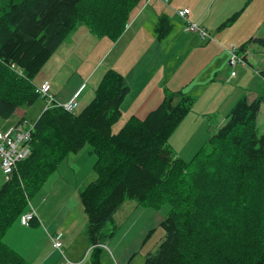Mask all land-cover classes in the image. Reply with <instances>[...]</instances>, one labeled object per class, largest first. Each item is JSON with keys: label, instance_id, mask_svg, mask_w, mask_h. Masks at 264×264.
<instances>
[{"label": "trees", "instance_id": "1", "mask_svg": "<svg viewBox=\"0 0 264 264\" xmlns=\"http://www.w3.org/2000/svg\"><path fill=\"white\" fill-rule=\"evenodd\" d=\"M140 1L2 0L0 118L7 120L19 104L40 98L35 93L40 85L31 84L32 79L77 23L85 22L96 36L117 34ZM171 29L162 15L157 37L166 38ZM258 42L264 45V36ZM258 73L264 80V69ZM128 92L123 77L108 70L83 110L48 108L31 125L30 155L0 187V264H29L3 238L27 211L28 199L44 192L59 164L86 145L96 158L95 180L79 193L91 264H100L99 247L116 231L114 216L126 201L166 210L159 225L164 239L143 264H264V132H239L256 121L264 87L251 102L238 100L223 126L188 162L168 140L193 97L164 90L154 110L143 119L130 117L112 134ZM108 224L111 234L105 233Z\"/></svg>", "mask_w": 264, "mask_h": 264}, {"label": "rangeland", "instance_id": "2", "mask_svg": "<svg viewBox=\"0 0 264 264\" xmlns=\"http://www.w3.org/2000/svg\"><path fill=\"white\" fill-rule=\"evenodd\" d=\"M1 1L2 0H0V2ZM146 1L147 0H141L138 7L136 9L135 7L133 8L129 14L130 18H128L125 29L117 34L96 36L88 30L85 26V22L82 21L77 23L60 45L58 58L59 55L61 58V53L64 56L62 59H66V61L72 56V69L75 68L78 63H81L82 66L86 65V67L94 66L95 69H98L101 79L108 70L118 71L130 77L128 84L130 89L128 94L131 90V99L129 103H122L121 117L111 125L112 134L119 132L129 120L131 113L130 110L126 113V110L134 96H141L145 79L148 83L152 82L153 84H155L157 80L160 81L161 84H163L162 89H164V78H179L184 89L183 91H178H182L193 97L194 102L190 111L172 131L168 144L178 157L188 162L193 160L197 155L196 153L206 146L209 138L217 133L223 126L228 112L238 100L244 98L247 102H251L264 87V80L258 73L261 69H264V45L258 42V39L264 36V0H216L214 5V0H168V2L165 3L167 6H164V10L169 16L170 21H168L170 25L175 23L176 26H181L182 21V23L184 22L187 26L186 21L177 14V11L182 10L181 8L186 6L191 9L194 8L192 11L194 17L192 16L189 19L188 15L189 21H198L199 25L207 28V32L211 34L212 38L207 40H211L210 43L217 48L215 49L212 46L207 53L199 57L204 66V71L198 70L197 67L195 71H193L192 67L188 65V57H191L188 53L180 57L183 62L177 70L176 65H174L173 69L170 67L166 69L164 63L162 64L161 61L158 62L159 66L153 69L157 59L164 58V56L171 53L173 49L177 52V45H173V40H169L171 45L167 46V40L165 38L159 39L157 37V33L155 32L157 23L153 31H151V25L154 22V19L151 20V14L154 18L155 12L161 6L151 1L150 4L143 9L145 3L148 4ZM221 4L226 7L225 11L229 13L222 15L221 19L223 21L225 20L223 23L229 20L225 25L222 22H217V16H214L215 8L217 6L220 7ZM210 8L211 13L209 12L210 15L207 19L205 18L206 20L203 19L204 14L202 17L195 18L196 13L201 9L204 13ZM159 18L157 20H159ZM207 21H209L210 27L205 25ZM182 29L184 30L185 26ZM186 34L189 37H195L194 35H196L190 32ZM196 37L198 36L196 35ZM160 43H162L161 45H163V48L168 53H165L160 48H156V46L160 47ZM231 45L238 50V54L243 58L232 68L231 72H234L235 75L231 83L217 84L215 83L217 80H212L216 76L214 74L220 72L223 67H226V69L232 67L229 63L230 51L232 50ZM222 50L226 53L225 56L222 54ZM117 51V58L112 60ZM146 54L147 57L141 61V56ZM155 57H157V59L153 62ZM200 63L201 62H198L197 66L200 65ZM61 66V59H57V62L51 61L49 65H46L45 68L32 79L31 84H36L44 79L50 78L51 74ZM169 72L175 74L170 75ZM213 72L215 73L212 75ZM155 73L156 78L154 76ZM100 81L94 88L90 85H86L85 89L92 90L93 95H95V90ZM152 83L150 84L152 88L148 91L146 97L141 98L142 102L139 106H143L146 101H149L154 92L157 94L159 92L160 97L153 104H157L163 99L164 91L162 94L160 90H157L156 85H152ZM187 83H189L188 87H186ZM161 84L158 83V86H161ZM164 90L174 91V89L166 88ZM54 99L57 101L55 97ZM138 102L139 99H136V104H138ZM45 108V100L42 98H35L30 105L19 104L12 116L16 118H21L22 116L24 118L23 124L25 129H27L36 122ZM82 109L83 108L79 107L75 112H80ZM209 109H215L214 114H211ZM144 111H140L142 113V119L147 115V113L144 114ZM253 130H257L258 136L264 132V103L261 105L256 121L246 128L239 129V132L241 133L243 131L241 134H244ZM78 153L84 155V157L88 156V154L91 153V147L86 145ZM91 156L92 160L95 162V156L93 154H91ZM70 157L73 159L75 155H71ZM65 163L66 160H63L59 164V169H61ZM43 193L42 190L39 194L30 197L29 203L37 206L38 201L45 197L46 192L45 194ZM142 206L138 205L135 201H126L124 207L118 211V216H115L116 231L99 247L98 257L100 264H143L146 254L155 252L158 245L164 239L163 230L159 225L165 218L166 210L162 208L158 211L152 209L151 213L148 214V210L146 208V210H143L144 206ZM165 207L168 209V206ZM80 209L83 216H85L81 204ZM75 217L76 215L72 219ZM197 217H200V214ZM154 218H157L158 221H155ZM72 219H65L64 222H61L63 228L69 223V233L73 230V227L76 232V224L79 218L76 217L73 221V227L70 226V220ZM205 219H208V216H204V220ZM17 223L21 225L20 217L11 228L13 229L11 233L12 243H14V236L19 230ZM59 224L57 226H59ZM86 224L87 221L85 222V227ZM147 224L150 229L143 236L141 235V231ZM112 229V226L108 224L105 228V233L111 234L113 232ZM42 230H44L43 227ZM57 233L62 234L55 235ZM67 234L68 232L64 233L61 229L53 232V235H55L54 237L59 236L60 240L62 235L63 239H65ZM35 238L39 241L34 243V250H31V252L37 258V261L31 260V262L38 264L49 254L50 249L47 248L46 243L41 239L39 232H36ZM7 241L8 238L4 236L3 242L7 243ZM46 241L50 245V240L47 236ZM139 243H141L139 249L125 260L128 248L133 251ZM16 246L22 249V245ZM81 249L82 246L79 243H76L72 250L69 249L71 254L68 253L67 249H63L62 251H64L66 257L62 259L61 264H91L92 246L90 245L88 249H86L85 254L84 252L82 253ZM80 254H82L80 257L82 258L81 261L74 262L73 257ZM23 259L29 264H32L25 258ZM207 259L209 258L205 257L204 261ZM67 261L69 263H67ZM204 264H210V262L206 261Z\"/></svg>", "mask_w": 264, "mask_h": 264}, {"label": "crops", "instance_id": "3", "mask_svg": "<svg viewBox=\"0 0 264 264\" xmlns=\"http://www.w3.org/2000/svg\"><path fill=\"white\" fill-rule=\"evenodd\" d=\"M152 1H154L156 4H159L161 7L159 9H157V11L155 12L154 18L151 14V20L154 19V22L151 25V31H153V28L158 21L157 19L161 15L166 14L167 16L166 15L165 16L169 20V16L164 10V6H167V5H165L164 3H162L161 1H158V0H152ZM215 1L216 0H214L213 5L215 4ZM146 2L148 4L145 3L143 9H145L150 4L151 1L148 2V0H147ZM187 8L190 11V14H189V19H190L192 16L194 17V15L192 13L194 8L191 9L190 7L184 6L181 9H187ZM211 8L207 12L205 11L204 13L201 9L198 13H196L195 18L202 17V15L204 14L203 19H205V18L207 19V17H209V15L211 13V11H210ZM218 8H219V10H218ZM225 9H226V7L222 4L220 5V7L217 6L215 8L214 16H217L216 17L217 22L223 23L225 21V20L223 21L221 19L222 15L229 14L225 11ZM238 9H240V8H238ZM157 13H158V15H157ZM207 14H208V16H207ZM228 17H230V16H228ZM183 23L181 21V24H182L181 26H176L175 23L171 24L172 29H171L170 33L168 34V36L165 38L167 40V46L171 45V42H169V40H173V45H177V47H176L177 52H175V50L173 49V51L169 54H166L164 56V58L157 59V57H155L153 62H155L156 59H157V61H156L153 69L157 68L159 66L158 62L161 61L162 64L164 63V66L166 69H168V67L173 69L174 65H176V70H177L183 62V60L180 57H182L188 53L191 55L190 58L188 57V65H190L192 67L193 71H195L196 67L198 70L204 71V66H203L202 61L200 60L199 57L203 56L204 53H207L212 46L215 49L217 47H215L212 43H210L211 40L201 41L199 37H196V35H194L195 37L187 36L186 33H188V32L186 31V25H185V23L183 25ZM197 23L199 24L198 21H197ZM205 25L207 27H210L209 21H207ZM184 26H185V29L183 30L182 28H184ZM202 27L205 28L204 26H202ZM205 29H207V28H205ZM211 38H212V36H211ZM94 40H96V39H94ZM158 42H162V41H158ZM161 44L162 43L159 44L160 47L156 46V48H160L165 53H168V52H166V50L163 48V45H161ZM206 45H208V46H206ZM60 47L61 46H59V48L55 52L54 56L47 62L46 65H49L51 61L57 62V59H59V60L61 59L62 66L59 67L58 69H56V71H54L51 74L50 78L44 79L43 81H40V82L36 83L35 85H41L44 81H48L50 86H51V93L54 95L53 97H55L56 100L58 101V102L57 101H55V102L60 103V104L68 102L73 97V95H75V93L78 92L77 99H76V102H77V108L76 109H78L79 107L84 109V107L88 103H90V101L94 97L93 91L90 89H85V86L90 85L91 87L94 88L95 85H97L101 79L100 73L98 72L97 68H96L97 70L95 69L94 66H92V67L87 66L86 67V65L82 66L81 63H78L75 66V68L72 69V65H71L72 64V61H71L72 56L70 58H68V60L66 61V59H62V57H64V56L61 53V58H60V55L58 58V52H59ZM221 52L224 56L226 55V53L223 50ZM117 53H118V51L116 52V54L114 55L112 60L117 58V55H118ZM146 57H147V54L142 55L141 61H143ZM185 58H187V57H185ZM198 62H201V63H200V65L197 66ZM45 66H44V68H45ZM107 69H109V68H107ZM110 69H112V68H110ZM261 70H263V69H261ZM230 72H231L230 68L226 69V67H223L220 70V72H218V73L213 72L212 73V75L214 73H215L214 75H216L214 77V79H212V80H217V81H215V83H217V84H220V83L229 84V83H231V80H233V78H234V77L233 78L229 77ZM118 74H120L123 77L125 83L128 86L130 77L125 75V74H122L120 72H118ZM169 74L174 75L175 73L169 72ZM154 76L156 78V73L154 74ZM151 83L152 82L148 83L147 80L145 79L144 80V88L142 89L141 96H134L132 98V102H130L128 109L126 110V113L128 112V110H130V113H131L130 117H136L138 119H142L141 118L142 113L140 111L145 110L144 114L145 113L148 114L149 111L154 110L158 106V104L160 103L161 100L157 104H153L160 97L159 92H158V94L154 92L152 98L149 101H146V103L143 106H139L140 103L142 102L141 98L146 97L148 94V91L152 88V86L150 85ZM158 83L161 84V82L157 80L156 83L155 84L152 83V85H156L157 90H160L162 92V94H163V91L165 88L166 89H174V91H178V90L183 91V89H184V87L181 85L179 78H176V79L174 77L164 78V83H165L164 89H162L163 84H161V86H158ZM188 84L189 83L186 84V87H188ZM130 93H131V90H130ZM130 93L125 97L123 104H124V102L129 103V101L131 99ZM136 99L137 100L139 99L138 104H136ZM123 104H122V106H123ZM149 105H151V106H149ZM136 106H137V111H136ZM209 112L211 114L212 113L214 114L215 109H209ZM20 121H24V118L22 116H21V118H16L14 116H11L7 120L0 118V131L4 132L7 129H9L10 127H15L16 125H18V123H20ZM73 155H75V157L73 159L70 156L67 159H65L66 163L61 167V169H59V166H58L56 172L50 177L49 181L47 182V184L44 187V193L43 194H45V192H46L45 197L38 201L37 206L31 204L33 209L36 212V218L33 220V222L30 224V226H28V227L21 226L19 223H17L18 224L17 227L19 228V230L17 231V233L14 236V243L11 242V237H12L11 233L13 232V229H10L7 232V234L5 235V238H8V241H7L8 244L6 243L8 245V247L11 248L18 255H21L23 258H25L27 261H29L32 264H34V263L31 262V260L37 261V258L31 252V250H34V245H35L34 243L39 241L38 239L35 238L36 232L40 233L41 239L44 240V242L47 245V248L50 249L49 254L46 255L41 260V262H39L38 264H61L62 259H64V257H66L64 254V251H62L63 249H67L68 253L71 254L69 249L72 250L74 245L76 243L77 244L79 243L82 246V249H81L82 253L84 252V254H85L86 249H88V247L90 246L89 241L86 237V227H85L86 219H85V216H83V213H81V209H80L79 193L91 181L95 180V173L93 170L94 161L92 160L91 153H89L88 156H85V157H84V155H80L79 153H76ZM4 182H5V176L0 172V187L4 184ZM76 193H77V195H76ZM123 207H124V204L122 205V207L119 210H121ZM134 209H136V208H134ZM143 210H146V209L143 208ZM147 210H148V214L151 213V210H149V209H147ZM118 211L115 214V216H118ZM75 215L77 218H79L78 223L76 224L77 225L76 232H75L74 227H73V221L76 219V217L74 219H72ZM115 216H114V222H115ZM65 219H67V220L72 219V220H70V226L73 227L72 228L73 230L70 233L68 231V229H69L68 224L69 223H67V225L64 228L62 226L61 222H64ZM154 220L158 221L157 218H154ZM59 223H61V224H59ZM58 224H59V226H57ZM115 224H116V222H115ZM42 227L44 228V230H42ZM58 229H61V231L64 233L68 232L65 239H63V235L61 236V241H62L61 247L62 248L60 250L55 249L53 247L51 240H50V238L52 236L62 234V233H57V234L53 235V232L57 231ZM149 229H150L149 225L148 224L145 225V227L141 231V235L144 236ZM46 236L50 240V245L46 241ZM16 245H22V249H19ZM140 245H141V243L137 244V247L133 251H131L130 248H128V252L125 255V260L128 259V257L132 253H135L139 249ZM81 255L82 254L77 255L76 257L72 256L73 261L74 262H80L82 259V258H80Z\"/></svg>", "mask_w": 264, "mask_h": 264}, {"label": "built area", "instance_id": "4", "mask_svg": "<svg viewBox=\"0 0 264 264\" xmlns=\"http://www.w3.org/2000/svg\"><path fill=\"white\" fill-rule=\"evenodd\" d=\"M149 1L152 0H148V2ZM158 1H161L164 4L168 2V0ZM189 13L190 11L188 9L177 11L178 16L186 21V30L190 33L196 34L201 40L211 39V35L205 28L200 26L197 22L189 21ZM242 58L243 57L238 54V50L232 46L229 59V63L232 65V67H230L231 71ZM234 75L235 73L231 72L229 77L233 78ZM35 93L45 100L46 109L57 107L66 112H74L77 108L76 97L78 92L68 102L62 104L57 103L51 94V86L48 81H44L39 87H36ZM31 130L32 126L25 129L24 124H22L10 127L4 132L0 131V171L5 176V180H7L15 170L16 164L30 155L29 142L31 141ZM27 203V211L20 216L21 225L26 227L30 226L31 222L36 218L35 210L29 201H27ZM50 240L55 249H61L62 242L59 236H52ZM67 263L69 262L67 261Z\"/></svg>", "mask_w": 264, "mask_h": 264}]
</instances>
